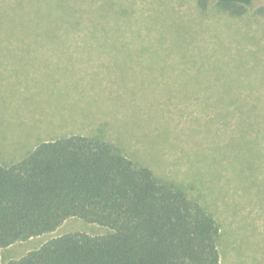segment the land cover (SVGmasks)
I'll return each mask as SVG.
<instances>
[{"label":"rangeland","instance_id":"rangeland-1","mask_svg":"<svg viewBox=\"0 0 264 264\" xmlns=\"http://www.w3.org/2000/svg\"><path fill=\"white\" fill-rule=\"evenodd\" d=\"M263 5L235 16L198 0H0V162L101 129L212 213L220 264H264ZM105 231L71 217L0 261Z\"/></svg>","mask_w":264,"mask_h":264},{"label":"trees","instance_id":"trees-1","mask_svg":"<svg viewBox=\"0 0 264 264\" xmlns=\"http://www.w3.org/2000/svg\"><path fill=\"white\" fill-rule=\"evenodd\" d=\"M210 2L235 16L254 4L198 0L205 9ZM71 217L106 231L54 236L4 264H220L212 213L183 183L129 157L101 129L41 141L22 160L0 162V251Z\"/></svg>","mask_w":264,"mask_h":264}]
</instances>
